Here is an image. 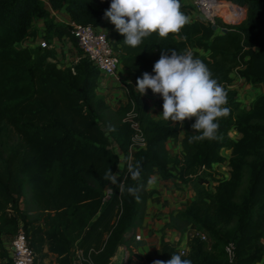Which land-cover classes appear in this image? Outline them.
<instances>
[{"label":"trees","instance_id":"trees-1","mask_svg":"<svg viewBox=\"0 0 264 264\" xmlns=\"http://www.w3.org/2000/svg\"><path fill=\"white\" fill-rule=\"evenodd\" d=\"M219 1L231 16H244L245 10L244 19L215 22L222 24L220 32L210 22L190 20L179 33L153 34L132 48L104 16L111 0H0V132L8 126L17 136L0 155V264H12L4 237L10 239L19 228L34 250V264H43L49 255L54 264H75V250L82 252L83 264H109L118 246L141 264H152L151 254H138L131 244L142 243L135 235L154 191L147 188L154 169L164 180L192 188V201L170 213L165 223L182 233L194 231L182 258L192 264H264V0ZM50 9L115 37L119 62L133 75L124 104L115 109L97 92L99 70L77 47L70 26L57 21ZM37 19L47 42L70 38L77 61L60 68L50 60L54 48L17 45L35 36ZM173 49L200 58L227 93L230 114L218 121L215 140L189 143L188 137L197 134L191 127L195 117L182 125L155 119L149 99L163 111L162 96L136 90L137 79L145 72L154 75L162 52L171 55ZM232 74L262 86L251 105L240 102ZM129 112L145 138L130 163L139 166V181L127 168L134 134L125 119ZM180 137L181 152L172 155L167 142ZM226 158L228 175L220 177L213 165ZM107 169L125 186H138L139 199L102 179ZM108 186L111 194L104 199ZM174 252L180 254L178 245L162 238L157 260L166 262Z\"/></svg>","mask_w":264,"mask_h":264},{"label":"clouds","instance_id":"clouds-1","mask_svg":"<svg viewBox=\"0 0 264 264\" xmlns=\"http://www.w3.org/2000/svg\"><path fill=\"white\" fill-rule=\"evenodd\" d=\"M181 7L180 0H111L104 16L124 36L123 44L136 48L153 34L167 38L179 33L190 22ZM153 72L154 75L143 73L135 87L141 95L151 89L162 96L163 121L182 125L185 119L195 117L191 127L197 134L188 137L189 143L217 139L218 121L230 114V108L225 89L207 65L190 51L173 49L171 55L162 52ZM128 172L133 181L140 180L139 166L128 164ZM102 179L117 185L121 193L139 199L138 186H125L111 169L103 173ZM155 264H192V261L174 252L166 262L157 260Z\"/></svg>","mask_w":264,"mask_h":264},{"label":"built area","instance_id":"built-area-1","mask_svg":"<svg viewBox=\"0 0 264 264\" xmlns=\"http://www.w3.org/2000/svg\"><path fill=\"white\" fill-rule=\"evenodd\" d=\"M193 3L196 4V6L199 8L205 19H207V22H210L211 24L214 23L212 17L207 16L202 11L201 4L200 2H198V0H193ZM50 11L55 16V19L57 21L64 22L65 24H68L70 26L69 31L71 36L74 37L77 47L82 51V54L86 56L91 61V63L99 70L100 80L97 85V90L102 87V78L110 77L113 79L115 85L121 88L123 94L128 100L127 84L129 83V81L127 80L126 75L125 77L124 75H121L119 73L120 69L122 72L126 71L122 68L119 62V51L117 49L118 45L115 44V37L110 34L108 30H105L101 27H94L92 25L77 23L72 21L70 18L66 19L64 16L59 19L57 15L60 14L59 12L61 11L55 12L52 9H50ZM39 22L41 23V32H39L38 35L35 34V36H30L28 38L22 39L17 43V45L19 47L27 49H33L36 46H40L41 48H54L56 50V54L50 60L55 62L60 68L70 66L73 62L77 61V59L79 58V55L76 52L77 50L73 52L72 47L67 46L68 43H72L70 41V38L59 39L55 37L50 43L47 42L43 37L45 28L42 20H34V24H37ZM125 119L131 122V126L134 129V134L131 138V144L128 150V168V164H130L132 161V155L134 151L145 146V138L141 129L139 128L138 123L132 120V114L130 112L127 113ZM232 134L235 138L236 135L233 133V131ZM115 150L120 155V164L123 165V155L117 148H115ZM221 166L227 167V170L224 172V174H222L223 172H219L221 170H216ZM213 170L217 173L218 176L226 177L229 170L228 158H226L221 163H215L213 165ZM110 194L111 188L110 186H108L104 190L103 198L105 199L109 197ZM201 237L202 239H206L204 234H201ZM135 238L139 240L141 239V235L136 234ZM188 241L189 239H186L183 243L178 245L180 254L185 255L188 253ZM9 254L12 260V264H34V250L29 245L27 237L21 228H19L17 233L13 235L9 240ZM73 260L75 264H83L84 258L80 250H75Z\"/></svg>","mask_w":264,"mask_h":264},{"label":"crops","instance_id":"crops-1","mask_svg":"<svg viewBox=\"0 0 264 264\" xmlns=\"http://www.w3.org/2000/svg\"><path fill=\"white\" fill-rule=\"evenodd\" d=\"M63 16L66 19H69V15L67 13L66 15L63 14ZM187 16L189 17L188 13ZM67 46L72 47L73 52L77 50L73 43H68ZM126 76L129 82L133 80V75L131 73H127ZM105 79L107 80L108 78ZM108 81L110 82L112 81V79H109ZM104 86H102L98 91L106 92L107 94V90H104L106 86ZM256 86L261 87L262 90L261 85ZM108 95L110 97L119 96L117 98V101H120L122 99V93H119L118 91L108 93ZM105 100L110 105H113L112 102L114 103L116 101L114 98H112V100H109L108 97H105ZM149 101L152 102H149L150 105H153L154 101L151 99H149ZM125 102L126 99L122 100L120 104H124ZM119 105H116V108H118ZM162 112L163 111L161 109H158L157 115L153 117L155 119H162L160 115L162 114ZM181 138L182 137H180L177 141L171 139L167 142V148L172 155L180 154ZM147 188L154 191L147 199L142 223L136 230V234L141 235V239H139V241H141L142 243L141 245L135 247V250L138 254H151L156 262V260L158 259L160 241L162 238L165 240H169L176 245H179L186 239L190 238V235L192 234L190 230L192 231V229H188L187 232L189 233L186 234V231L182 233L169 227H165V223L168 221L170 213H176L178 210L184 209L192 201L193 192L191 185L180 184L176 179L164 180L156 169L153 170L150 176V179L147 183ZM155 262H153L152 264H155ZM130 264H141V261L134 256L130 261Z\"/></svg>","mask_w":264,"mask_h":264},{"label":"rangeland","instance_id":"rangeland-1","mask_svg":"<svg viewBox=\"0 0 264 264\" xmlns=\"http://www.w3.org/2000/svg\"><path fill=\"white\" fill-rule=\"evenodd\" d=\"M183 1H184L185 7L187 8L186 13L189 14L190 20L191 19L192 20L199 19V20L207 22V19H205L204 15L200 12L199 8L196 6V4L193 3V0H183ZM218 3H219V8L215 11L216 16L214 15V17H212L214 24H215V22H218V21L222 22L223 24H231L234 22H239V21L244 19V17H245V10L244 9H243L244 10V16L242 14H238V13L236 14V16H231V15H229L227 4L225 2H221L219 0H218ZM239 8H240V6H239ZM59 13L60 14L57 15V17L59 19L62 18V16H63L62 14L66 15V12H64V11H61ZM34 27L36 28V34L38 35L39 32H41V30H40L41 29V23L39 22L37 24H34ZM223 29L224 28H223L222 24H220V26L217 27L216 31L220 32ZM119 73L121 75H124V76L127 74L126 72H122L121 69L119 70ZM232 77H233L232 85L238 90V93L240 95L239 100H241L240 102L243 105H247V106L251 105L252 102L254 101V99L262 92L261 87H257L256 85L252 86L251 84L245 82L242 78L238 77L235 74H232ZM109 79H112V78L108 77L107 80L105 78H102V80H101V85L106 86V87L104 86L105 87L104 90H107V94H106V92H100L98 90L97 91L99 93H101L104 97H106V98L108 97L109 100H112V98H114L116 101L114 103L111 101L113 104L111 106L116 109V105H119L122 102V100H125V99L127 100V98L123 94V91L121 90V88L119 86L115 85L113 79L110 82L108 81ZM117 91L119 93H122V99L120 101H117V98L119 96L110 97L108 95V93L117 92ZM150 103H152V102H150ZM157 111H158V108L153 103V105H151L152 115L153 116L157 115ZM233 133L237 136L236 131H233ZM16 140H17L16 134L8 126H6L0 132V155L4 156L6 154L7 146L14 143ZM225 153L227 154L228 152H225ZM216 170L217 171L221 170L219 172H223L222 174H224V172L227 170V167L221 166L219 169H216ZM21 206H22V204H21ZM190 232L193 233L194 231L190 230ZM187 233H189V232L186 231V234ZM9 240L10 239L8 237H4V244L7 248V250H9ZM262 243L264 246V236L262 239ZM131 247L135 249L133 244H131ZM117 249H120L122 252L121 253L122 254L121 255V261L119 264H128L129 260L133 259V256H131V257L128 256V252L124 246H118ZM43 264H54V257L52 255H49V257L44 261Z\"/></svg>","mask_w":264,"mask_h":264},{"label":"bare ground","instance_id":"bare-ground-1","mask_svg":"<svg viewBox=\"0 0 264 264\" xmlns=\"http://www.w3.org/2000/svg\"><path fill=\"white\" fill-rule=\"evenodd\" d=\"M201 4L202 11L209 17H214L215 11L219 8L218 0H198ZM121 250L117 249L111 258L109 264H119L121 261Z\"/></svg>","mask_w":264,"mask_h":264},{"label":"water","instance_id":"water-1","mask_svg":"<svg viewBox=\"0 0 264 264\" xmlns=\"http://www.w3.org/2000/svg\"><path fill=\"white\" fill-rule=\"evenodd\" d=\"M229 2H231V1H229ZM211 28H212L213 30H215V29L217 28L216 24L212 23V24H211ZM223 30H224V29H223Z\"/></svg>","mask_w":264,"mask_h":264}]
</instances>
